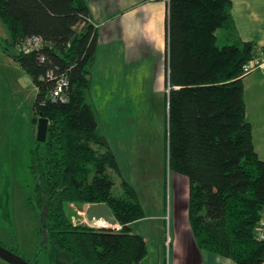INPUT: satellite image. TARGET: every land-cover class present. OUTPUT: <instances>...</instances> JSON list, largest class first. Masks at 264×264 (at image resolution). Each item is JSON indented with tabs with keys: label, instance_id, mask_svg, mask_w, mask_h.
Wrapping results in <instances>:
<instances>
[{
	"label": "trees",
	"instance_id": "trees-1",
	"mask_svg": "<svg viewBox=\"0 0 264 264\" xmlns=\"http://www.w3.org/2000/svg\"><path fill=\"white\" fill-rule=\"evenodd\" d=\"M151 1L169 5L166 146L169 169L190 183L188 217L197 245L235 264H264L257 237L264 161L247 120L244 84L257 48L235 42L232 0ZM90 16L86 0H0L9 34L3 45L38 91L36 122L49 121L46 142L37 141L32 154L36 186L29 202L42 218L41 248L52 246L56 264H142L148 248L131 225L146 218L144 208L128 182L123 197L113 194L108 171L120 166L88 103L99 91L92 77L99 33ZM30 38L41 47L25 53ZM61 76L70 83L66 103L50 99ZM99 203L110 207L120 229L76 222L77 208Z\"/></svg>",
	"mask_w": 264,
	"mask_h": 264
},
{
	"label": "rangeland",
	"instance_id": "rangeland-1",
	"mask_svg": "<svg viewBox=\"0 0 264 264\" xmlns=\"http://www.w3.org/2000/svg\"><path fill=\"white\" fill-rule=\"evenodd\" d=\"M217 35L225 36L222 31ZM8 39L7 28L0 20V243L30 264H56L52 246L41 248L42 218L29 202L36 186L31 164L38 135L34 108L38 91L21 66L8 56L3 45ZM219 45L223 46L222 42ZM101 61L104 66L109 63L102 56ZM106 70L111 74V66ZM125 71L121 64L122 79L117 83L114 76L111 81L105 73L95 77L100 82L93 86H99L104 96L96 92L88 103L94 107L100 134L107 138L120 166L118 172L108 171L114 182L113 194L123 197L122 185L128 182L144 208L146 218L131 225L132 232L141 235L148 248L142 264H170L167 241L170 237L171 259L175 219L183 221L182 211L186 213L187 206L181 205V198L176 206V174L169 169L167 98L152 82L153 67L147 65L134 79ZM260 107L264 108V101L252 99L255 116ZM183 189H177L180 197ZM78 210L77 221L88 225L84 213ZM0 264L9 263L0 258Z\"/></svg>",
	"mask_w": 264,
	"mask_h": 264
},
{
	"label": "crops",
	"instance_id": "crops-1",
	"mask_svg": "<svg viewBox=\"0 0 264 264\" xmlns=\"http://www.w3.org/2000/svg\"><path fill=\"white\" fill-rule=\"evenodd\" d=\"M86 1L91 11V20L98 28L99 33L97 60L92 70L95 85L100 81L94 78L104 73L111 81H113L111 75L115 77L116 83L121 81V64L126 69L125 74L130 77L133 74V79L137 72L144 70L149 65L154 68L155 80L152 82H156L160 93H163L167 98L170 92L167 82L168 2L151 0ZM232 3L231 14L235 23V42H250L254 44V47L264 49V0H232ZM101 56L109 62L106 63V66L103 65ZM108 66H111V74L106 70ZM244 84L247 120L252 125L256 151L260 159L264 161V108H258L257 116L251 108L252 99H256L258 102L264 101V73L258 71L248 75ZM95 87L99 88V91L93 90V94L97 92L100 96H104L101 88ZM182 188L184 189L180 197L177 189L181 191ZM189 192L188 178L176 174L174 194L176 200L181 198V205L185 204L187 211L186 213L182 211L183 221L175 219V241L171 259L170 256L168 257V263L235 264L223 256L202 251L197 245L188 217ZM203 252L205 253L203 254Z\"/></svg>",
	"mask_w": 264,
	"mask_h": 264
},
{
	"label": "built area",
	"instance_id": "built-area-1",
	"mask_svg": "<svg viewBox=\"0 0 264 264\" xmlns=\"http://www.w3.org/2000/svg\"><path fill=\"white\" fill-rule=\"evenodd\" d=\"M41 47V40L39 38H30L26 39L23 45V50L25 53H30L36 49ZM262 72L264 73V50L256 49V52L252 58V60L247 63L244 67L245 75H250L254 72ZM49 78H54V72L48 73ZM69 80L66 76H61L56 80V88L50 93V99L53 102L60 101L62 103L67 102V91L69 89ZM78 222V221H76ZM257 237L260 241H264V211L262 213V217L258 224L257 229ZM172 247V242L169 237L167 241V256H170V249Z\"/></svg>",
	"mask_w": 264,
	"mask_h": 264
},
{
	"label": "water",
	"instance_id": "water-1",
	"mask_svg": "<svg viewBox=\"0 0 264 264\" xmlns=\"http://www.w3.org/2000/svg\"><path fill=\"white\" fill-rule=\"evenodd\" d=\"M49 121L41 118L38 122L37 141L45 143L48 136ZM79 211V210H78ZM84 213L85 219L91 227H95L96 222L103 221L111 227H95L101 229H114L118 226V221L115 218L110 207L105 203L86 205L80 209ZM0 258L9 264H30L21 256L11 250L0 245ZM61 264V263H59Z\"/></svg>",
	"mask_w": 264,
	"mask_h": 264
},
{
	"label": "bare ground",
	"instance_id": "bare-ground-1",
	"mask_svg": "<svg viewBox=\"0 0 264 264\" xmlns=\"http://www.w3.org/2000/svg\"><path fill=\"white\" fill-rule=\"evenodd\" d=\"M41 38H42V37H41ZM167 39H168V38H167ZM166 75H167V74H166ZM165 78H166V77H165ZM165 82H166V81H165ZM165 84H166V83H165ZM165 86H166V85H165ZM172 190H173V189H172ZM171 195H172V194H171ZM172 197H173V196H172ZM171 199H172V198H171ZM176 201H177V200H176ZM95 225H96L95 227H101V228H102V227H108V228L111 227V226L107 225V224H106L105 222H103V221L96 222ZM111 231H112V230H111ZM117 232H118V231H117ZM114 233H115V232H114ZM204 253H205V252H203V254H204ZM205 255H206V254H205ZM205 255H204V256H205ZM207 255H208V254H207ZM204 256H203V257H204ZM206 259H207V258H206ZM165 261H166V260H165ZM165 261H164V262H165ZM169 263H170V262H169ZM163 264H164V263H163Z\"/></svg>",
	"mask_w": 264,
	"mask_h": 264
}]
</instances>
